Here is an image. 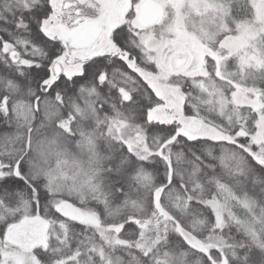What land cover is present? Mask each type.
<instances>
[{
    "label": "snow or ice",
    "instance_id": "1",
    "mask_svg": "<svg viewBox=\"0 0 264 264\" xmlns=\"http://www.w3.org/2000/svg\"><path fill=\"white\" fill-rule=\"evenodd\" d=\"M0 264H264V0H0Z\"/></svg>",
    "mask_w": 264,
    "mask_h": 264
}]
</instances>
